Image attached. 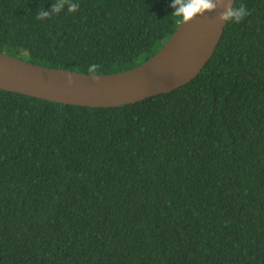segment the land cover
Instances as JSON below:
<instances>
[{
    "label": "trees",
    "instance_id": "trees-1",
    "mask_svg": "<svg viewBox=\"0 0 264 264\" xmlns=\"http://www.w3.org/2000/svg\"><path fill=\"white\" fill-rule=\"evenodd\" d=\"M172 3L0 0V51L127 71L178 29ZM240 4L171 93L89 108L0 90V264H264V0Z\"/></svg>",
    "mask_w": 264,
    "mask_h": 264
},
{
    "label": "water",
    "instance_id": "water-1",
    "mask_svg": "<svg viewBox=\"0 0 264 264\" xmlns=\"http://www.w3.org/2000/svg\"><path fill=\"white\" fill-rule=\"evenodd\" d=\"M223 11L218 5L188 24L181 22L156 55L119 73L50 68L0 51V90L89 108L121 107L171 93L192 82L215 54L228 25L218 19Z\"/></svg>",
    "mask_w": 264,
    "mask_h": 264
},
{
    "label": "clouds",
    "instance_id": "clouds-1",
    "mask_svg": "<svg viewBox=\"0 0 264 264\" xmlns=\"http://www.w3.org/2000/svg\"><path fill=\"white\" fill-rule=\"evenodd\" d=\"M223 6L224 11L220 13L218 19L220 22L227 24H239L249 15L248 9L245 5H233L232 0H173L170 5L175 11L173 16L178 17L185 24H188L196 17H202L206 13L216 11L217 7ZM63 3L57 4L53 7L52 12L38 11L37 19L42 20L45 17H51L52 14H58ZM79 3H67V11L75 13L79 10ZM97 66L93 65L89 71L94 72ZM71 80V77H68Z\"/></svg>",
    "mask_w": 264,
    "mask_h": 264
}]
</instances>
